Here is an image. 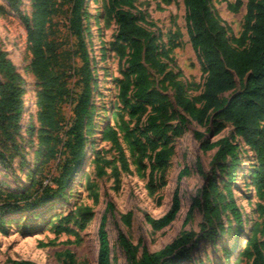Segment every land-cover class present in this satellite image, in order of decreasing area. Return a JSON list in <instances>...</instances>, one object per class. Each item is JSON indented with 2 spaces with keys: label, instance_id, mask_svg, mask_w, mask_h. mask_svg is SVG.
I'll return each instance as SVG.
<instances>
[{
  "label": "trees",
  "instance_id": "16d2710c",
  "mask_svg": "<svg viewBox=\"0 0 264 264\" xmlns=\"http://www.w3.org/2000/svg\"><path fill=\"white\" fill-rule=\"evenodd\" d=\"M33 2V21L21 14L19 8L23 0H5L13 11L19 12L20 19L28 31V40L33 50L31 69L43 82V92L40 93L44 105L38 121L40 123L38 139L47 144L42 153L45 162L57 155L65 156L59 175L54 179L56 188L49 184L38 183L32 175L30 185L20 190L6 193L5 200L0 205V224L21 217L39 216L45 207L64 200V192L78 177L86 152V131L93 127V115L96 104L93 100L92 84L95 82L88 53L83 37L84 20L88 13L83 11L87 0H62L56 5L55 0H31ZM169 5L176 0H162ZM211 0H183L186 11L185 21L190 45L199 56L202 72L205 74L202 91L198 97H190L184 85L176 80V74L166 70L169 56L174 48H166L164 43H158L157 36L148 27L143 13H135L136 0H109L110 5L101 16L110 24L116 26V36L111 42V51L120 62H124L123 79L118 81L116 96L120 105L114 103L111 119H116L115 125L109 121L103 128V138L111 142L120 151V158L125 163L120 142V135L127 141L132 151L136 153L139 169H146L144 160H149L148 190H154L164 185L165 173L173 154L174 139L181 136L190 122L199 126H207L209 138L202 133H196L201 140L200 148L204 152L216 149L211 165L210 176L202 187L200 197L193 200L204 211L205 224L202 234L216 240L212 225L215 219H220L226 210H230L236 222V229L231 227L235 235L244 230L242 213L237 206L232 186L238 180L241 169L239 150L244 148L251 153L252 168L245 173L250 176V186L256 191L260 200H264V0H246V13L243 31L239 37L228 36L230 29L210 5ZM244 0H235L231 7L236 11ZM69 4L66 9L63 4ZM65 15V21L58 30H53L55 16ZM77 39V51L63 47V33ZM175 37V36H174ZM173 36H169L172 42ZM174 42V41H173ZM177 46V43H176ZM81 63V64H80ZM58 71L55 72V69ZM149 69L163 73V80L174 91L173 102L165 93L152 85ZM62 70V71H60ZM66 70L72 73L66 76ZM79 77L80 90L75 93L67 86L64 78ZM24 91L19 85L0 83V124L13 125L25 114L23 105ZM69 101L73 105V116L69 120L60 116L62 103ZM149 109V110H148ZM124 113L130 119L135 118L138 125L146 116L147 130L138 134L129 132L128 122ZM232 127L229 135L215 141L228 126ZM30 131L34 132L33 125ZM240 139L243 145L237 142ZM61 148L56 150V146ZM150 151L153 156L147 157ZM12 160L0 149V165L8 169ZM40 169V166L37 170ZM34 174H37L38 171ZM202 172L201 169H199ZM226 176V181L223 177ZM159 173L158 183L154 182V173ZM183 170L178 179L188 174ZM223 182V191H219L218 179ZM228 201H225V199ZM112 203L107 208L112 209ZM180 209L178 190L174 191L170 209L159 218L147 215V223L154 230H161L174 221ZM80 217L87 222L92 219L89 211H81ZM42 214V213H41ZM192 209L188 212L191 217ZM131 213L121 215V222L130 226ZM222 234L228 229L219 225ZM258 228L253 234L244 235L246 243L241 252H248L251 264H264V240L258 238ZM194 232L182 234L162 249L150 253L143 250L137 258V246H134L125 234L119 230V243L123 248L129 264H185L191 262L189 246L197 242ZM97 264H111L110 245L106 230V217L103 215L98 229ZM226 256L230 250H226ZM236 251L234 246L231 255ZM230 264V261H226ZM13 264H38L29 260L14 261ZM199 264H203L199 261ZM222 264V263H215ZM236 264V263H235Z\"/></svg>",
  "mask_w": 264,
  "mask_h": 264
},
{
  "label": "rangeland",
  "instance_id": "374dc122",
  "mask_svg": "<svg viewBox=\"0 0 264 264\" xmlns=\"http://www.w3.org/2000/svg\"><path fill=\"white\" fill-rule=\"evenodd\" d=\"M23 1L19 11L34 25L33 2ZM55 1L56 5L62 2ZM210 3L230 29L228 36L239 37L245 22L246 0L236 11L231 9L235 0H211ZM109 5V0H87L83 8L88 13V19L83 23V37L95 78L91 86L97 106L93 112V127L86 131L88 142L80 173L64 192L65 199L52 206L48 205L39 216L28 215L5 222L2 226L0 224V264H13L14 261L21 260L38 264H97L98 229L103 215L106 217L111 264H129L119 243V230L137 246V258L141 257L144 249L150 253L156 252L182 234L194 232L197 236L193 240L198 237L197 242L189 246L193 260L185 264H199V261L203 264H227L228 260L230 264H251L249 253L241 252L246 243L244 235L253 234L254 229L258 228V238L264 240V200L257 197L256 191L250 186V176L245 173L248 168L253 167V161L248 160L251 153H247L244 148L238 151L242 160L241 169L237 182L231 188L242 213L244 230L239 235L234 234L231 227L236 229V222L230 210H226L220 219L213 221L211 229L218 238L212 241L202 234V225L205 224L203 201L200 205L193 203L196 197H200L202 187L207 183L206 176L211 175L213 168L211 161L216 149L202 151L201 140L196 136V133H202L204 138H209L207 126L201 127L196 122H190L184 133L174 139L173 154L165 173L164 185L152 193L148 190L150 158L144 160L147 168L139 169L137 155L122 133L120 142L126 161L123 163L119 149L104 140L103 128L106 123L109 121L114 126L117 121L111 117L114 103H117V107L120 105L116 96L118 81L123 79L122 69L125 65L111 51L116 26L113 22L108 24L101 16ZM135 6L133 11L143 13L146 24H151L148 28L160 36L158 43H164L168 49L174 47L169 53L172 60L168 62L166 70L176 74V80L184 85L188 96L198 97L205 74L202 72L199 56L189 42L183 0H176L169 5H165L162 0H136ZM68 7L69 4L64 3L62 9ZM19 14L11 10L5 0H0V83L22 87L26 110L18 123L0 124V149L12 160L8 169L0 165V205L5 200L6 193L28 187L32 175L37 180V187L38 183H44L56 188L54 179L59 175L60 166L65 159V156L57 155L45 162L42 158L47 146L38 139V117L44 108L39 96L43 92V82L31 69L33 50L28 40L27 28ZM64 21L65 15L55 16L53 22L58 23L52 29H60ZM63 35V47L77 51V39L70 37L68 32ZM170 35L173 36L172 42H169ZM57 71L58 68L55 69ZM71 73L72 71L66 70V76ZM163 75L149 69L152 85L165 89L173 102L174 91L171 86H167ZM64 79L69 90L74 89L75 93L80 90L81 84L77 82L79 77ZM72 110L73 105L67 100L62 103L60 116L69 120L73 116ZM124 116L129 132L138 134L147 130L146 116L142 117L138 125L135 124V118L130 119L127 113ZM31 125L34 132L30 131ZM231 131L232 127L229 125L212 141L229 135ZM237 142L243 145L240 139ZM55 148L59 150L61 144ZM151 156L153 154L148 151L147 157ZM39 166L40 169L37 170ZM185 169L189 173L178 179ZM36 170L38 172L34 174ZM216 173L219 176V172ZM219 177L226 181L225 175ZM153 178L157 184L159 173L155 172ZM217 184L219 191L226 195L221 178ZM175 190H178L180 209L174 221L161 230L152 229L147 223V215L152 218L163 216L171 207ZM108 203H112V209L107 208ZM79 209L89 211L92 219L83 221ZM190 209L192 214L187 220ZM127 213H131L130 226L121 222V215ZM219 225L228 231L222 234L219 232ZM234 246L236 251L231 255ZM225 249L230 250L228 256Z\"/></svg>",
  "mask_w": 264,
  "mask_h": 264
},
{
  "label": "crops",
  "instance_id": "0c3cea01",
  "mask_svg": "<svg viewBox=\"0 0 264 264\" xmlns=\"http://www.w3.org/2000/svg\"><path fill=\"white\" fill-rule=\"evenodd\" d=\"M223 132V131H222Z\"/></svg>",
  "mask_w": 264,
  "mask_h": 264
}]
</instances>
